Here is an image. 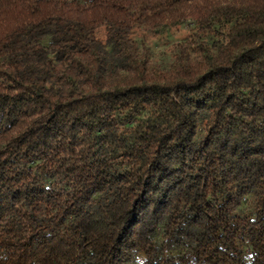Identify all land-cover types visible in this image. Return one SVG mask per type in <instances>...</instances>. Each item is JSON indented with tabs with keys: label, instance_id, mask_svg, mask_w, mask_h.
<instances>
[{
	"label": "trees",
	"instance_id": "trees-1",
	"mask_svg": "<svg viewBox=\"0 0 264 264\" xmlns=\"http://www.w3.org/2000/svg\"><path fill=\"white\" fill-rule=\"evenodd\" d=\"M0 264H264V0H0Z\"/></svg>",
	"mask_w": 264,
	"mask_h": 264
},
{
	"label": "rangeland",
	"instance_id": "rangeland-1",
	"mask_svg": "<svg viewBox=\"0 0 264 264\" xmlns=\"http://www.w3.org/2000/svg\"><path fill=\"white\" fill-rule=\"evenodd\" d=\"M153 42L155 43L156 40L154 39ZM158 45L157 49H156V54L158 56L162 55L163 53H165L166 51H168L170 49V46H167L166 44H156Z\"/></svg>",
	"mask_w": 264,
	"mask_h": 264
}]
</instances>
